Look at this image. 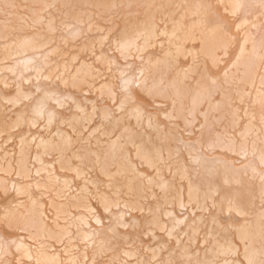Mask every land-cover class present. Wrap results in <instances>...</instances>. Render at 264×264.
<instances>
[{
    "label": "snow or ice",
    "instance_id": "obj_1",
    "mask_svg": "<svg viewBox=\"0 0 264 264\" xmlns=\"http://www.w3.org/2000/svg\"><path fill=\"white\" fill-rule=\"evenodd\" d=\"M0 264H264V0H0Z\"/></svg>",
    "mask_w": 264,
    "mask_h": 264
},
{
    "label": "bare ground",
    "instance_id": "obj_2",
    "mask_svg": "<svg viewBox=\"0 0 264 264\" xmlns=\"http://www.w3.org/2000/svg\"><path fill=\"white\" fill-rule=\"evenodd\" d=\"M0 231H2V229H0Z\"/></svg>",
    "mask_w": 264,
    "mask_h": 264
}]
</instances>
